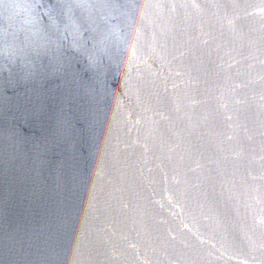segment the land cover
Returning a JSON list of instances; mask_svg holds the SVG:
<instances>
[{"label": "water", "instance_id": "95a60500", "mask_svg": "<svg viewBox=\"0 0 264 264\" xmlns=\"http://www.w3.org/2000/svg\"><path fill=\"white\" fill-rule=\"evenodd\" d=\"M0 264H264V0H0Z\"/></svg>", "mask_w": 264, "mask_h": 264}]
</instances>
